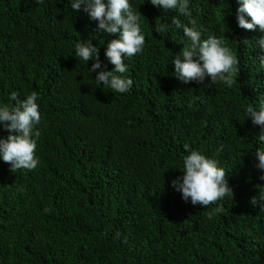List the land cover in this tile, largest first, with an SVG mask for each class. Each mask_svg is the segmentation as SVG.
I'll return each mask as SVG.
<instances>
[{
    "label": "trees",
    "instance_id": "obj_1",
    "mask_svg": "<svg viewBox=\"0 0 264 264\" xmlns=\"http://www.w3.org/2000/svg\"><path fill=\"white\" fill-rule=\"evenodd\" d=\"M71 2L0 0V105L36 92L41 114L37 168L13 172L0 159V264H264V170L255 166L264 141L246 117L264 101V32L238 26L239 0H189L191 17L129 0L145 45L115 73L131 89L114 93L75 45L91 40L112 71L105 52L119 34L98 31ZM173 16L194 19L202 39L223 37L239 59L232 87L175 76L173 59L190 42ZM8 134L0 125V138ZM193 150L218 161L233 200L202 207L173 189Z\"/></svg>",
    "mask_w": 264,
    "mask_h": 264
},
{
    "label": "clouds",
    "instance_id": "obj_2",
    "mask_svg": "<svg viewBox=\"0 0 264 264\" xmlns=\"http://www.w3.org/2000/svg\"><path fill=\"white\" fill-rule=\"evenodd\" d=\"M43 4L44 0H36ZM240 6L236 12L238 26L245 30H255L257 27L264 32V0H239ZM153 6L161 7L165 12L175 10L179 15L191 17L189 0H150ZM83 6V11L98 22V31L109 34H119L118 39L111 40L105 52L109 62L115 67L112 71L104 70L99 57V49L91 40H81L75 45V55L81 61H95L89 72L100 69L95 76L97 85H104L114 93H127L132 85L131 78H123L115 73L123 74L128 71L126 58L141 54L145 45V36L140 26V12H134L129 0H72L71 9L77 12ZM245 14L251 18L250 22ZM172 25L183 29V36L190 42L182 52L173 59L175 76L187 84L192 81L203 82L210 77L213 84L222 82L229 88L233 86L234 76L239 71V59L232 50L224 45L223 37L209 35L202 39V32L197 30L196 21L189 20L188 26L177 16L172 17ZM168 25H158L156 31H167ZM247 44V41H244ZM258 44L264 51V36ZM181 56L183 59H181ZM195 58V59H194ZM264 68V55L259 57ZM14 104L0 105V125L9 133L6 138H0V159L10 165V170H34L39 164L36 156L39 131H34L41 122V114L37 103L38 94L32 92L25 99H19L16 92L9 97ZM246 117H250L253 125H259L262 133L258 142L264 141V101H260L259 109L253 104L246 108ZM187 149V145L185 146ZM220 149H218L219 151ZM255 158L256 168L264 170V148H257ZM183 175L171 181V186L180 192L184 201L192 205L208 207L217 204L224 198L233 200L234 191L227 181L226 171L218 166V161L207 158L199 151L193 150L183 159ZM264 180V175L260 177ZM260 207L264 210V191L259 193ZM257 198L251 203L255 206ZM222 205L213 209L209 215L223 213Z\"/></svg>",
    "mask_w": 264,
    "mask_h": 264
}]
</instances>
